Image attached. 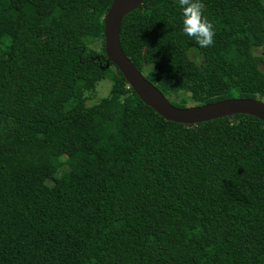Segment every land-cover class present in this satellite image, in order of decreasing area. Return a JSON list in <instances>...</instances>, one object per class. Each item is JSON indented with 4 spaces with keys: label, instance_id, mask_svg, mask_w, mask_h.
<instances>
[{
    "label": "trees",
    "instance_id": "16d2710c",
    "mask_svg": "<svg viewBox=\"0 0 264 264\" xmlns=\"http://www.w3.org/2000/svg\"><path fill=\"white\" fill-rule=\"evenodd\" d=\"M112 1L0 0V264H264V123L143 104L107 67ZM201 3L211 47L177 0H144L125 55L176 108L264 102V0Z\"/></svg>",
    "mask_w": 264,
    "mask_h": 264
},
{
    "label": "water",
    "instance_id": "95a60500",
    "mask_svg": "<svg viewBox=\"0 0 264 264\" xmlns=\"http://www.w3.org/2000/svg\"><path fill=\"white\" fill-rule=\"evenodd\" d=\"M143 1L113 0L104 17V52L107 67L111 63L119 70L140 101L164 120L177 124L198 125L235 115L252 116L264 123V102L257 99H230L180 109L172 106L169 100L144 78L125 55L120 42L124 18L137 10Z\"/></svg>",
    "mask_w": 264,
    "mask_h": 264
},
{
    "label": "clouds",
    "instance_id": "9594fccd",
    "mask_svg": "<svg viewBox=\"0 0 264 264\" xmlns=\"http://www.w3.org/2000/svg\"><path fill=\"white\" fill-rule=\"evenodd\" d=\"M182 14V31L189 38L195 39L200 48L214 44L213 24L204 16L201 0H177Z\"/></svg>",
    "mask_w": 264,
    "mask_h": 264
},
{
    "label": "rangeland",
    "instance_id": "374dc122",
    "mask_svg": "<svg viewBox=\"0 0 264 264\" xmlns=\"http://www.w3.org/2000/svg\"><path fill=\"white\" fill-rule=\"evenodd\" d=\"M101 43L97 42L94 47L98 50L100 48ZM2 50L0 49V58L2 57ZM111 82L108 79H105L99 83L96 89V93L91 95L90 93H85V97L87 98V104L93 105L97 103L102 98L108 96L110 91Z\"/></svg>",
    "mask_w": 264,
    "mask_h": 264
}]
</instances>
